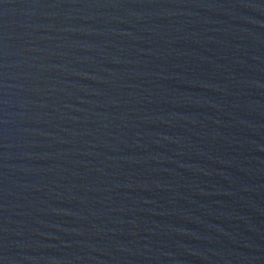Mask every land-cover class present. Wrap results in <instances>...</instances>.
<instances>
[{"label": "water", "instance_id": "obj_1", "mask_svg": "<svg viewBox=\"0 0 264 264\" xmlns=\"http://www.w3.org/2000/svg\"><path fill=\"white\" fill-rule=\"evenodd\" d=\"M0 264H264V0H0Z\"/></svg>", "mask_w": 264, "mask_h": 264}]
</instances>
